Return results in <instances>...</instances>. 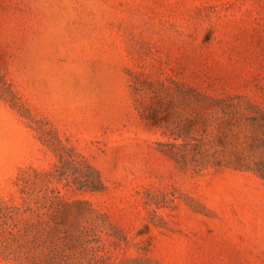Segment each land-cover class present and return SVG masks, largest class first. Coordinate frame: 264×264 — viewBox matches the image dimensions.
Masks as SVG:
<instances>
[{
    "label": "rangeland",
    "instance_id": "rangeland-1",
    "mask_svg": "<svg viewBox=\"0 0 264 264\" xmlns=\"http://www.w3.org/2000/svg\"><path fill=\"white\" fill-rule=\"evenodd\" d=\"M0 264H264V0H0Z\"/></svg>",
    "mask_w": 264,
    "mask_h": 264
}]
</instances>
